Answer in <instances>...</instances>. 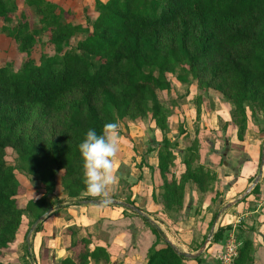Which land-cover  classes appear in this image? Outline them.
<instances>
[{"label": "trees", "instance_id": "obj_1", "mask_svg": "<svg viewBox=\"0 0 264 264\" xmlns=\"http://www.w3.org/2000/svg\"><path fill=\"white\" fill-rule=\"evenodd\" d=\"M23 1L39 17L40 27L31 28L21 15L15 26L0 28L25 54L19 70L0 67V264H22L15 244L22 230L24 238L29 232V228L23 229L24 215L34 223L56 205L59 209L61 202H55L53 196L57 188L70 205L94 200L82 195L78 147L89 129L99 133L106 123H132L149 113L161 130L166 129L168 118L158 92L171 90L168 75L184 85L194 81L198 88L213 90L229 100L238 141H243L247 130L245 106L264 112V0H94L97 17L90 28L66 22L64 10L49 0ZM16 10L15 0H0V21L11 23ZM79 33L85 38L73 52L66 50ZM43 36L54 55H41L35 61L31 52ZM117 131L119 141L127 144ZM167 143L164 140V148L157 152L156 169L150 170L161 182L157 190L162 206L172 213L184 205L188 183L206 193L217 176L200 162L192 166L194 150L180 176L169 180L174 156ZM152 144L159 146L155 141ZM8 148L43 188L42 196L28 200L24 208L17 200L24 188L5 161ZM125 202L134 205L129 198ZM47 218L32 234L43 231ZM143 220L155 237L145 264L188 260L160 237L156 226ZM229 231L230 227L219 228L213 234L210 245L220 247L213 253L221 250ZM66 233L71 237L67 248L73 257L60 264L109 261L104 248L89 252L86 238L73 241L70 229ZM251 251L250 240L241 242L233 264H252ZM31 255L26 251V257ZM193 261L199 263L200 258Z\"/></svg>", "mask_w": 264, "mask_h": 264}, {"label": "rangeland", "instance_id": "obj_2", "mask_svg": "<svg viewBox=\"0 0 264 264\" xmlns=\"http://www.w3.org/2000/svg\"><path fill=\"white\" fill-rule=\"evenodd\" d=\"M15 1L17 5V10L11 15V23L5 24L0 21V28L3 25L9 27L15 26L20 21L21 15H24L26 21L30 24L31 28H39V17L35 15L32 8L26 6L23 0ZM49 1L55 3L59 8L64 10L65 21L70 22L74 25L80 24L83 27L90 28L92 22L97 17V12L94 8V0ZM100 1L105 3L108 0ZM84 38L85 34H77L70 40L69 44L66 46L65 49L70 52H73L76 48L77 42ZM31 55L35 61H38L41 55H54L53 47L47 41V36H43L41 38V42L38 43L32 49ZM24 60L25 54L18 51L17 46L13 42V40H11L5 34L0 32V67L8 65L12 70L17 71L22 67ZM168 79L171 82V90L169 92H158V101L162 107L164 115L168 118L166 129L164 131L161 130L157 125L155 119L152 118L151 113H149L147 118L143 120H138L132 123L129 122L130 124L127 122L119 123L118 130L125 136L123 140L127 142L125 147L127 149L128 155H130L131 158L130 163L132 160H135L136 166H140V164H146L144 159L141 158V161L139 160V155H142L143 157L148 159L149 157L147 154L149 153H147V151L151 150L153 146L154 150L152 151H156L154 153L157 154L160 148H164L163 141L166 140L168 142V145L166 144L169 149L168 151L171 152L174 156V165L170 168V180L171 177L177 179L178 176H180L179 174L181 171H178L184 170V163L186 162V159L189 157V155L194 152V150L195 152L193 154V157H191V164L194 167L201 161L207 167H209L213 162L212 159L216 158L213 156L216 155L218 156V158L221 156V154L217 155L216 153H213L212 149L209 147L212 145V142L216 143V140H218L217 142L220 141V145L216 143V146L221 149L225 141L229 145V142L233 139V135L231 136V131H228V133L226 132L227 127L233 121L231 116L233 106L229 100H226L219 93L213 90L205 91L198 88L197 83L194 81L190 85H184L177 82L175 78L171 75H168ZM245 109L247 119L250 123L253 122V124H258V121L261 120V118H264V112L256 108L253 110L250 106H245ZM210 111L212 112V115ZM186 112L189 115L193 116V118L191 119L192 124L188 123V121H185ZM130 130L131 132H133L132 134H134V131H137V135L138 133L140 135L139 138L141 139H138L139 143L136 145L134 141L129 137ZM152 141L157 142L159 146L153 145ZM233 145L235 146V144ZM197 149L198 152L196 151ZM219 153H221V150L219 151ZM122 154L123 152L119 155L120 159ZM5 161L7 165L12 166L17 180L24 188V193L17 198L21 208H24L26 206L28 200H34L42 196L43 188L41 183L38 181L37 178H33L26 173L20 161L18 160L16 153L12 149L8 148L5 150ZM118 163L119 166L117 165ZM179 165L181 167L177 169ZM147 167L149 169L151 168L149 166ZM130 172V168L124 165L122 161L115 163L116 176L128 178ZM218 186H220V182L218 183ZM130 187V184L127 183L125 180H122L119 182L118 185L113 186L111 190L112 202L110 203H113L114 199L115 201L120 202H122L123 199V201L128 199V191L132 188ZM138 189L139 193L145 192V190H142V188L140 187ZM186 193L188 194L184 196V205L178 208L177 210L173 211L172 213H168L167 211H165L164 207L160 202V196L156 195L155 193L153 194V191L152 196L149 194L147 199L138 198L139 201H134V206L143 212L144 218H146L152 225L156 226L160 230L161 238L167 240L169 244L171 241L173 242V244H175V246H177L178 252L191 255H195L200 252L198 255V258L201 257L199 263L193 261V259L191 258H187L188 260L184 261L183 264H219L215 257L216 253L213 252L211 253L212 257L210 256L209 260L203 259L204 257L206 258V256L208 257L210 255L208 253V247L211 243L210 238L212 239L214 233L209 232L208 229H206V231H203V224L198 225V221H204L202 217L203 211H201V205H204L203 203H205V201L207 200L206 197L209 195V192L201 193L196 188H192L189 184L187 186ZM53 196H55L54 198H57L54 200L55 202H61L59 204L60 208H62V205L64 203L70 202L60 188L56 189L55 195ZM50 199L52 200V197ZM147 200L152 203H157L158 201L157 206L155 205V210H161L162 214L164 215L163 217L161 216L162 219L160 221V225H156L154 222L151 221L152 219L149 216L150 213L146 206ZM136 203L139 207L136 206ZM211 203L213 204L214 202ZM213 205L214 206L211 207H216V210L225 209L224 207L219 206V203H216V206L215 204ZM57 207L58 205L53 207L50 211L52 212L56 210ZM128 211L132 212L130 210ZM47 219H49V217ZM33 221L34 220L32 217L24 215L23 229L27 230L29 228L30 230ZM142 222L143 225L146 226V230L150 231L145 221L143 220ZM45 224L46 221L44 222L42 229L45 228ZM133 228L137 229L136 226H133ZM96 229L100 228L96 227ZM150 233L152 236H154L151 231ZM20 234L21 235L18 237L17 242L15 244L16 254L18 255L19 259L23 261V264H27L25 259L26 251L30 252L32 242H34L35 239H31L30 237V244L27 247V244L25 243V238L23 237V230ZM38 236L42 239V234ZM226 238L227 239L221 244L222 249L227 244V241L229 239H238V235L234 234L233 231H230ZM45 243L46 241L44 242V244ZM202 246H204V249H202ZM210 246H212V244ZM206 247L207 250L205 252L204 250L206 249ZM219 248L220 247H216V250H218ZM213 250L216 251L215 249ZM203 252L205 253L203 254Z\"/></svg>", "mask_w": 264, "mask_h": 264}, {"label": "crops", "instance_id": "obj_3", "mask_svg": "<svg viewBox=\"0 0 264 264\" xmlns=\"http://www.w3.org/2000/svg\"><path fill=\"white\" fill-rule=\"evenodd\" d=\"M210 113L212 115L211 111ZM185 117V121L192 124L191 119L193 116L186 112ZM228 131H231V136L233 135L229 145L225 141L220 149L216 146V143L219 144L220 141L217 142L218 140H216V143L212 142L209 147L213 153L221 154L219 158L216 155L213 156L216 157L212 159L213 165L207 167L202 161L200 162L206 170L215 173L217 178L206 197L207 200L203 203V206L201 205L204 221H198V225L203 224V231L208 229L211 233H215L219 228L230 227L231 231L238 235L239 240H236L237 242L251 241L252 251L250 256L253 259L252 264H264V118H261L258 124L248 121L243 141H238L233 123L227 127L226 132L228 133ZM136 132L134 131L135 135L132 134L131 130L129 132V137L135 145L139 143L138 139H141L139 133L137 135ZM125 145V143L119 141V151L115 163L122 161L124 165L130 168L131 172L128 178L133 182L130 184L132 188L130 187L131 190L128 191V198L135 202L138 198L147 199L149 194L152 196V191L159 196L157 186L161 182L157 174L150 172L147 167H151L153 171L156 169L157 154L154 153L156 151L147 154L148 159L139 155V160L144 159L146 164L136 166L135 160L130 163L131 158ZM152 149L154 150L153 146ZM220 150L221 153H219ZM122 152L121 160L119 155ZM117 165L119 166V163ZM179 167L181 166L179 165L177 169ZM260 169V177L254 187L247 193L246 191L255 182ZM180 171L183 170L178 172ZM116 177V185H118L120 178ZM219 182L220 186H218ZM189 184L192 188H195L192 183H188L185 187V195L188 194L186 189ZM256 186V191L252 192ZM139 187L145 192L139 193ZM123 200L122 202L126 203ZM109 201L112 202V198ZM97 202L96 200L81 202L76 206L67 202L62 205V208L56 209L55 214L46 220L45 228L42 231L44 233L32 234L31 239H35V241L32 242V248H30L31 257L25 258L27 264H40L41 259L44 260V264H60L62 260L72 258L73 252L67 248L71 244V237L66 233L67 229H70V232L74 234L72 236L73 241L84 238L88 240L87 250L89 252H92L95 247H101L106 250L109 256L108 262L103 259L98 262L88 259L85 264H145L148 250L155 237L143 225L144 216L137 215L133 210L114 203L101 206ZM113 202L120 201L114 199ZM211 202H214L215 206L216 203H219V206L225 209L216 210V207H211L214 206ZM157 204L158 201L157 203L146 201L151 221L156 225H160L164 215L161 210H155ZM136 206H138L137 203ZM133 226H136L137 229H134ZM96 227L100 229H96ZM41 234L42 239L38 236ZM164 241L167 242L165 239ZM170 244L177 250V246L173 242L170 241ZM215 247V244H212V246L209 244L208 253L210 255L203 259L209 260ZM206 250L207 247L204 251L206 252ZM21 262L23 264L22 260ZM75 262L78 263V259Z\"/></svg>", "mask_w": 264, "mask_h": 264}, {"label": "clouds", "instance_id": "obj_4", "mask_svg": "<svg viewBox=\"0 0 264 264\" xmlns=\"http://www.w3.org/2000/svg\"><path fill=\"white\" fill-rule=\"evenodd\" d=\"M118 125L106 123L98 133L89 129L79 144L81 154V178L85 197L107 206L111 190L117 183L115 161L119 151Z\"/></svg>", "mask_w": 264, "mask_h": 264}, {"label": "water", "instance_id": "obj_5", "mask_svg": "<svg viewBox=\"0 0 264 264\" xmlns=\"http://www.w3.org/2000/svg\"><path fill=\"white\" fill-rule=\"evenodd\" d=\"M260 175H261V169H260V172H259L257 178L255 179V182H254L253 184H251V187L248 188V190L246 191L247 193L251 190V188L254 187V185H255L256 181L258 180V178L260 177ZM110 202H111V201H109L108 203H110ZM83 203H85V202H83ZM97 203H98V202H97ZM113 203L116 204V205H118V206H121V207H127V208L133 210L137 215L143 216V213H142L138 208H136L135 206H132V205L126 204V203H124V202H113ZM50 213H51V211L46 212L45 214H43L41 217H39V218H38V219L32 224V227H31V229L29 230V232L27 233L26 238H25V241H26L27 244H29V242H30V237H31L33 231L35 230L36 226H37V225H38V224H39L44 218H46ZM202 249H204V246H202ZM199 253H200V252H198V253L195 254V255L186 254V253H182V254H183L186 258L195 259V258L198 257Z\"/></svg>", "mask_w": 264, "mask_h": 264}, {"label": "built area", "instance_id": "obj_6", "mask_svg": "<svg viewBox=\"0 0 264 264\" xmlns=\"http://www.w3.org/2000/svg\"><path fill=\"white\" fill-rule=\"evenodd\" d=\"M211 240V238H210ZM240 244L236 239L231 238L227 241L221 252H216L215 257L219 264H233L234 259L237 257L238 248Z\"/></svg>", "mask_w": 264, "mask_h": 264}]
</instances>
